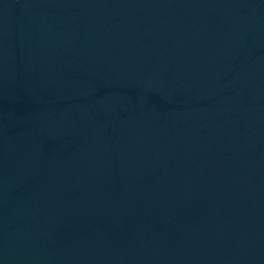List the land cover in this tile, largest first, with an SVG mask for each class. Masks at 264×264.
<instances>
[{
  "label": "water",
  "instance_id": "1",
  "mask_svg": "<svg viewBox=\"0 0 264 264\" xmlns=\"http://www.w3.org/2000/svg\"><path fill=\"white\" fill-rule=\"evenodd\" d=\"M0 264H264V0H0Z\"/></svg>",
  "mask_w": 264,
  "mask_h": 264
}]
</instances>
